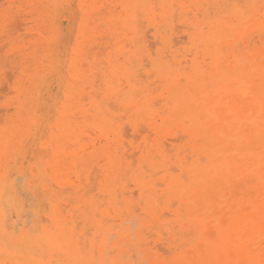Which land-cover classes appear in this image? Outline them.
I'll return each instance as SVG.
<instances>
[{
	"label": "bare ground",
	"instance_id": "bare-ground-1",
	"mask_svg": "<svg viewBox=\"0 0 264 264\" xmlns=\"http://www.w3.org/2000/svg\"><path fill=\"white\" fill-rule=\"evenodd\" d=\"M22 25L30 180L0 165V262L264 264V0H0Z\"/></svg>",
	"mask_w": 264,
	"mask_h": 264
},
{
	"label": "rangeland",
	"instance_id": "rangeland-1",
	"mask_svg": "<svg viewBox=\"0 0 264 264\" xmlns=\"http://www.w3.org/2000/svg\"><path fill=\"white\" fill-rule=\"evenodd\" d=\"M174 24H175V26L177 27H174V29L176 28V29H180V24H178L177 23V21H176V19L174 20V22H173V26H174ZM24 26V27H23ZM13 28H9V29H7L6 31H0V40H2L1 42H0V46H1V48H3L2 46L3 45H5L6 47L2 50L3 51V53H2V51L0 50V55H1V57H0V60H1V58H3L2 60H1V62H2V65L1 66H3V68H1L0 67V73H1V76H0V84H1V86L3 85L4 87H6V88H8V89H6V88H1L0 89V101H1V99H2V97H3V99H5L4 101H1L0 102V108L2 109V110H4V111H6V109H7V113L5 112V113H3L4 114V116H5V118L6 119H4V116L3 117H0L1 119L0 120H2V118H3V120L4 121H6V122H4L3 123V120L2 121H0L1 123L0 124H2V125H0V165H1V167H2V169H5V170H8L7 172H6V175H7V179L10 181V182H12V180H14L13 178H15V180H17L18 178H19V187H16L17 189L16 190H18V188L20 189L21 187V185H22V183L23 182H26V180H30L29 178H27V176L28 177H30V175H29V167H28V162L27 161H29L30 160V158H32V156H31V154H30V152H31V149H32V147H31V140H30V135H28V128L26 127V123L24 122V121H22V119H26L27 117H26V115H24L23 113H26L25 111L28 109V107H29V105L28 104H25V105H23V107H22V109L23 110H25V111H23L22 112V109L20 110V111H18V109L20 108V104L24 101V97H26V94L24 95V92L29 88V83H28V77H29V75L31 74V72H32V63H31V60H30V52H31V49H30V40L28 41V39H29V37H30V39H31V33H32V31L30 30V27L29 26H26V25H22L21 27H20V29H23L22 31L21 30H19V31H16V33H14L15 31H11ZM29 29V30H28ZM151 30V29H149V28H147V27H143V32H145L146 34H147V36L149 37V39L147 38V36H146V38L148 39V40H151V33H152V31H148V30ZM13 30H16V29H13ZM146 30L148 31V33L146 32ZM179 30H175V33H174V35L172 36V38H175L174 39V41L175 40H178V39H180V36H182L180 33H177ZM12 34H14V35H12ZM21 34V35H20ZM25 34V35H24ZM149 34V35H148ZM4 36V37H3ZM14 36V37H13ZM178 36H179V38H178ZM27 37H28V39H27ZM177 37V38H176ZM8 38V39H7ZM25 38V39H24ZM182 38V40H184V38H183V36L181 37ZM16 41V42H15ZM27 41V42H26ZM149 42H151V41H149ZM26 44V45H25ZM7 46H10V47H7ZM17 49V50H16ZM28 49V50H27ZM22 50V51H21ZM25 50V51H24ZM18 51V52H17ZM15 52H17V53H15ZM23 52V53H22ZM12 53H14V55L12 56ZM22 53V54H21ZM9 55L11 56L10 58H8L9 57ZM16 55H17V58H20V59H17V58H15L16 57ZM19 55H21V57L19 56ZM28 55V56H27ZM12 57H14V58H12ZM7 58V59H6ZM12 58V59H11ZM27 58V59H26ZM4 59L6 60V61H4ZM14 59V60H13ZM16 59V60H15ZM21 59H23V60H21ZM25 59V60H24ZM13 60V61H12ZM12 61V63L10 64V63H7V62H11ZM0 62V63H1ZM4 62L5 63H7L8 65V67L6 66H4ZM17 62V63H16ZM21 62V63H20ZM20 64V65H17V64ZM25 63H26V65H25ZM23 64V65H22ZM6 65V64H5ZM16 66V68H17V70L18 71H16V68L14 69L13 67H15ZM11 66V67H10ZM30 66H31V68H30ZM9 67H10V72L8 71L9 70ZM22 67V68H21ZM11 68H13L12 70H11ZM6 69H8V70H6ZM3 70L5 71L6 70V72H9V74L11 75V76H14V75H16V74H14V72L15 73H17V75L16 76H14L13 77V79H12V81H11V79L9 80V82L7 81V80H5L6 78L5 77H8V76H4V75H2L3 74ZM15 70V71H14ZM23 70V71H22ZM12 71V72H11ZM5 73V72H4ZM10 75H9V77H10ZM8 77V78H9ZM23 79V80H22ZM11 81V82H10ZM4 82H6V83H4ZM15 83V84H14ZM6 84V85H5ZM8 84L10 85L11 84V86H8ZM26 84V85H25ZM8 86V87H7ZM16 87H17V89H19L18 91H17V89H16ZM1 90L3 91V93L4 94H6V93H8L9 92V94H7V95H5L4 96V94L1 92ZM6 90V91H5ZM10 90V91H9ZM5 91V92H4ZM10 92H13V94L12 93H10ZM16 96H15V95ZM2 95V96H1ZM8 96V97H7ZM18 96H19V98H18ZM21 97V98H20ZM13 98V99H12ZM2 99V100H3ZM9 99H11V100H9ZM19 99V100H18ZM7 100V101H6ZM16 101V102H15ZM8 102V103H7ZM10 102V103H9ZM13 104H12V103ZM15 102V103H14ZM3 103V104H2ZM17 103V104H16ZM7 106H6V105ZM10 104H12V105H10ZM5 105V106H4ZM13 107H14V109H13ZM9 108H10V110H9ZM0 109V110H1ZM8 110H9V112H8ZM4 111H0L1 113L2 112H4ZM0 113V115H3V114H1ZM9 113V114H8ZM10 116V117H9ZM12 116H13V118H12ZM14 117H15V120H14ZM7 119H8V121H7ZM10 121V122H9ZM6 123V124H5ZM10 123V124H9ZM8 125V126H7ZM7 127V128H6ZM4 129V130H3ZM12 132V133H11ZM28 140V141H27ZM26 145V146H25ZM13 146H15L14 147V149H12L13 148ZM9 148V151L11 150L12 152L10 153L9 152V155L8 156H6V155H4L3 154V152H4V150H6V149H8ZM12 154V155H11ZM29 155V156H28ZM10 156V157H9ZM17 159H18V161H17ZM18 163H17V162ZM21 165H25L24 166V169L23 170H21V171H18V168L21 166ZM5 166V167H4ZM10 167V168H9ZM11 167L13 168V169H11ZM28 167V168H27ZM27 169V170H26ZM11 170V171H10ZM9 172H12V173H9ZM25 172H27V173H25ZM8 173V174H7ZM25 173V174H24ZM19 174V175H18ZM23 174V175H22ZM18 175V176H17ZM26 175V176H25ZM21 176H24L23 178H25V179H23V178H21ZM17 177V178H16ZM21 178V179H20ZM23 179V180H22ZM13 181V185H14V187L18 184V182H16V181ZM16 182V183H15ZM16 184V185H15ZM137 213H139V212H137ZM151 239L152 238H150V240H149V242H150V244L152 245L153 243H151ZM158 245V244H157ZM158 247H161L160 245L159 246H157V248ZM158 249H161V248H158ZM5 264H8L7 262L5 263Z\"/></svg>",
	"mask_w": 264,
	"mask_h": 264
},
{
	"label": "snow or ice",
	"instance_id": "snow-or-ice-1",
	"mask_svg": "<svg viewBox=\"0 0 264 264\" xmlns=\"http://www.w3.org/2000/svg\"><path fill=\"white\" fill-rule=\"evenodd\" d=\"M0 264H3V262H0ZM208 264H211V262H208ZM224 264H229V262L225 261Z\"/></svg>",
	"mask_w": 264,
	"mask_h": 264
}]
</instances>
